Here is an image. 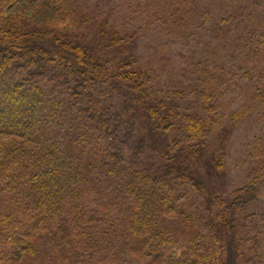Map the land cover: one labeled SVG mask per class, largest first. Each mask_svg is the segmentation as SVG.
<instances>
[{"label": "trees", "instance_id": "1", "mask_svg": "<svg viewBox=\"0 0 264 264\" xmlns=\"http://www.w3.org/2000/svg\"><path fill=\"white\" fill-rule=\"evenodd\" d=\"M19 2L0 0V264H245L239 218L264 181L212 215L193 173L210 132L199 110L178 111L182 92L160 97L130 38L88 0H42L53 40L7 13ZM149 6L162 25L164 10L197 8ZM184 195L194 209L177 206Z\"/></svg>", "mask_w": 264, "mask_h": 264}, {"label": "rangeland", "instance_id": "2", "mask_svg": "<svg viewBox=\"0 0 264 264\" xmlns=\"http://www.w3.org/2000/svg\"><path fill=\"white\" fill-rule=\"evenodd\" d=\"M23 1L7 13L23 15L31 31L46 33L53 40L58 26L54 11L42 0L28 5ZM88 1L95 11L104 13L109 28L130 38L136 63L148 71L160 97L167 90L182 92L186 102L178 111L199 110L206 121L210 132L193 173L204 184V195L214 199L212 215L219 212V200L231 202L238 191L264 181V52L258 46L264 30V0H195L197 8L191 13L179 8L171 16L164 10L166 15L160 17L169 25L150 17L157 11L149 6L153 0ZM39 4L38 12L30 8ZM213 117L216 125L211 128ZM215 160L221 161L219 171ZM257 194L239 218L242 225L237 235L246 249L245 264H264V229L258 217L264 214V184ZM184 196L177 206L194 209L193 199ZM258 242L262 254L257 251ZM224 248L219 241L214 252L225 256Z\"/></svg>", "mask_w": 264, "mask_h": 264}]
</instances>
